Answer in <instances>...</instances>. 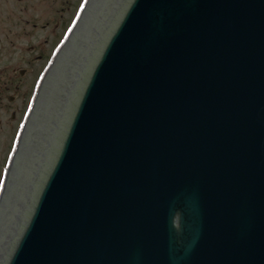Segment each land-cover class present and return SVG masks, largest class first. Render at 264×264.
I'll use <instances>...</instances> for the list:
<instances>
[{"label":"water","instance_id":"1","mask_svg":"<svg viewBox=\"0 0 264 264\" xmlns=\"http://www.w3.org/2000/svg\"><path fill=\"white\" fill-rule=\"evenodd\" d=\"M0 264H264V0H88L9 171Z\"/></svg>","mask_w":264,"mask_h":264},{"label":"rangeland","instance_id":"2","mask_svg":"<svg viewBox=\"0 0 264 264\" xmlns=\"http://www.w3.org/2000/svg\"><path fill=\"white\" fill-rule=\"evenodd\" d=\"M81 0H0V172L35 74Z\"/></svg>","mask_w":264,"mask_h":264}]
</instances>
